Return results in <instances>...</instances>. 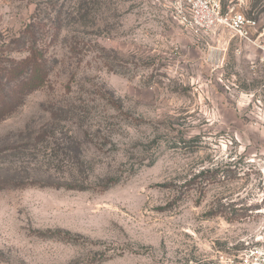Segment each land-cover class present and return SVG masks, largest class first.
<instances>
[{
    "label": "rangeland",
    "instance_id": "obj_1",
    "mask_svg": "<svg viewBox=\"0 0 264 264\" xmlns=\"http://www.w3.org/2000/svg\"><path fill=\"white\" fill-rule=\"evenodd\" d=\"M228 8L250 38L168 0H0V69L48 59L0 121V264H216L261 231L264 0Z\"/></svg>",
    "mask_w": 264,
    "mask_h": 264
},
{
    "label": "built area",
    "instance_id": "obj_2",
    "mask_svg": "<svg viewBox=\"0 0 264 264\" xmlns=\"http://www.w3.org/2000/svg\"><path fill=\"white\" fill-rule=\"evenodd\" d=\"M183 24L195 31H209L218 25L227 26L236 34L250 38L257 26L255 17H248L236 8L223 9L224 0H168ZM255 212L264 218V187ZM216 264H264V227L243 240L241 246L230 244L226 251H219Z\"/></svg>",
    "mask_w": 264,
    "mask_h": 264
},
{
    "label": "trees",
    "instance_id": "obj_3",
    "mask_svg": "<svg viewBox=\"0 0 264 264\" xmlns=\"http://www.w3.org/2000/svg\"><path fill=\"white\" fill-rule=\"evenodd\" d=\"M27 34L35 41L38 39L33 23L29 26ZM9 61L8 66L0 69L6 72L5 75L0 74V121L8 118L17 109L22 97L27 93L25 90L38 88L43 83L40 73L43 72L48 59L35 42L34 46L29 48L28 56L18 61Z\"/></svg>",
    "mask_w": 264,
    "mask_h": 264
}]
</instances>
